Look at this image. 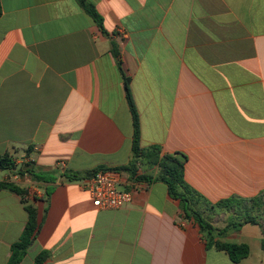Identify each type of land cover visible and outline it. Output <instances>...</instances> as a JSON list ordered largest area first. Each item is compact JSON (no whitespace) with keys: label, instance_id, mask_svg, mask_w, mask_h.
I'll list each match as a JSON object with an SVG mask.
<instances>
[{"label":"crops","instance_id":"1","mask_svg":"<svg viewBox=\"0 0 264 264\" xmlns=\"http://www.w3.org/2000/svg\"><path fill=\"white\" fill-rule=\"evenodd\" d=\"M86 1L102 27L78 0H1L0 157L10 153L16 168L0 170V181L28 189L40 225L21 264L43 251V264H264L259 225L217 237L250 246L232 261L152 180L157 167L116 171L133 200L111 210L93 206L89 177H63L131 161L128 78L142 149L184 154L186 182L205 203L259 196L264 0ZM32 163V173L18 172ZM39 173L55 181H37ZM231 212H216L212 224L224 227L218 221ZM27 220L21 197L0 190V264Z\"/></svg>","mask_w":264,"mask_h":264},{"label":"trees","instance_id":"2","mask_svg":"<svg viewBox=\"0 0 264 264\" xmlns=\"http://www.w3.org/2000/svg\"><path fill=\"white\" fill-rule=\"evenodd\" d=\"M79 4L86 10V12L94 19L99 25L103 26V19L96 11L93 4L88 3L86 0H78ZM2 15V5L0 0V17ZM126 97L129 104V108L133 118L134 127V139H133V155L128 165L114 169L115 171H128L135 174L136 168L139 163L157 167L158 173L152 180L162 181L168 186L169 194L171 197L180 200L181 209L184 217L187 219H194L199 225L201 233L207 242V246H215L220 251H225L229 254L230 258L234 262H240L250 254V246L247 243H230L224 242L217 237H224L231 231L240 230L246 224L259 225L262 228V248L264 249V226L261 224L260 219L263 215H254L255 212H262L264 210V191L257 197L249 200L240 198H229L222 200L215 204L205 203L203 198L194 191L185 179V164L187 157L179 152L174 154H162V150L159 146H152L148 149H142L140 147V124L137 107L135 105L130 87L129 79L125 78ZM16 168L13 156L10 153L4 154L0 157V170L14 169ZM106 169L103 167L97 168L86 174H75L72 172H66L63 177L69 181H77L86 177L92 176L97 170ZM33 170L23 171V168L18 172L21 174L32 173ZM35 179L40 182L53 183L55 178H49L45 176V173L36 174ZM147 178V177H141ZM0 190H8L16 193L21 197L25 210L28 214V220L25 228L21 234L20 239L11 246V255L7 264H21L24 257L27 255L28 250L34 244L37 233L39 231L38 209L36 205L27 199L28 189L24 188L14 182L0 181ZM50 190H47V194L50 195ZM252 203L250 209L245 208L243 214V220H238L236 213L241 209V205L244 203ZM208 205L210 213L216 212H231L232 217L227 224L222 227H216L211 222V216L206 218L202 214L203 206ZM246 211H251L253 215H245ZM241 214V216H242ZM235 217H234V216ZM49 257L47 251L41 252L36 258V264H43Z\"/></svg>","mask_w":264,"mask_h":264},{"label":"built area","instance_id":"3","mask_svg":"<svg viewBox=\"0 0 264 264\" xmlns=\"http://www.w3.org/2000/svg\"><path fill=\"white\" fill-rule=\"evenodd\" d=\"M120 185L118 173L107 168L97 170L83 181V186L92 198L93 206L99 210L123 208L132 203V192L122 190Z\"/></svg>","mask_w":264,"mask_h":264},{"label":"rangeland","instance_id":"4","mask_svg":"<svg viewBox=\"0 0 264 264\" xmlns=\"http://www.w3.org/2000/svg\"><path fill=\"white\" fill-rule=\"evenodd\" d=\"M20 159H24V155H22L21 157H20ZM20 169V168H19ZM40 195H37V197H39ZM27 199L30 201V202H32L31 201V198H29V194L27 195ZM251 206H252V203H244V204H242L241 205V209H239V212L238 213H236L237 215V217H239V219L238 220H243V214H242V212H244V210H245V208H247V209H250L251 208ZM202 214H203V216L204 217H206V218H209V216H211V221H212V218L214 217V215L213 214H208L207 215V213H206V211H204V210H202ZM241 214H242V216H241ZM245 215H253V213L251 212V211H246L245 213H244ZM259 214H261V215H263V218L262 219H260V222H261V224L264 226V210L262 211V212H255L254 213V215H259ZM234 216V215H233ZM231 217H232V213H231V215L229 214V215H224V216H222V217H220V220L218 221V223L219 224H222V225H226L227 224V222L231 219ZM235 217V216H234ZM256 228V230H258V228L257 227H255Z\"/></svg>","mask_w":264,"mask_h":264},{"label":"water","instance_id":"5","mask_svg":"<svg viewBox=\"0 0 264 264\" xmlns=\"http://www.w3.org/2000/svg\"><path fill=\"white\" fill-rule=\"evenodd\" d=\"M33 168V163L30 164L28 167L23 168V171L31 170Z\"/></svg>","mask_w":264,"mask_h":264}]
</instances>
